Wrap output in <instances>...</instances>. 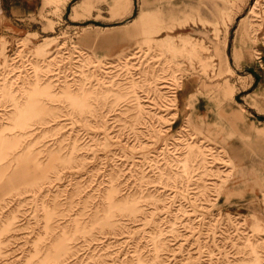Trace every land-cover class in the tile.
Returning a JSON list of instances; mask_svg holds the SVG:
<instances>
[{
  "label": "rangeland",
  "instance_id": "374dc122",
  "mask_svg": "<svg viewBox=\"0 0 264 264\" xmlns=\"http://www.w3.org/2000/svg\"><path fill=\"white\" fill-rule=\"evenodd\" d=\"M232 1L0 0V264H264V0Z\"/></svg>",
  "mask_w": 264,
  "mask_h": 264
},
{
  "label": "crops",
  "instance_id": "0c3cea01",
  "mask_svg": "<svg viewBox=\"0 0 264 264\" xmlns=\"http://www.w3.org/2000/svg\"><path fill=\"white\" fill-rule=\"evenodd\" d=\"M233 3H236V0H233L232 1ZM1 3L4 5V0H1ZM150 16L151 15H149L147 12H143L141 15H139L138 17H136L134 20H133V22L134 21H139V22H145V21H147L149 18H150ZM129 31H131V32H128V34L126 35L125 33V31L123 30V31H121V33L119 34V36L122 38V40L123 41H126L127 39H129L131 36H133V34H134V30H129ZM126 35V36H125ZM93 35L92 34H89L88 33V35L86 36V38L85 39H89V38H91ZM117 38V36L116 37H112V38H102V44H103V46H106V45H109V44H113V43H115L114 41V39H116ZM166 40H169V41H172L173 43H175L174 41H173V39L172 38H167ZM185 43L187 42L186 40L184 41Z\"/></svg>",
  "mask_w": 264,
  "mask_h": 264
},
{
  "label": "bare ground",
  "instance_id": "6f19581e",
  "mask_svg": "<svg viewBox=\"0 0 264 264\" xmlns=\"http://www.w3.org/2000/svg\"><path fill=\"white\" fill-rule=\"evenodd\" d=\"M247 28H248V27H247ZM247 28H246V29H247ZM246 29H245V31H246ZM245 31H243V34H244ZM30 94H31V93H30ZM30 94H29V95H30ZM0 175H2V173H0Z\"/></svg>",
  "mask_w": 264,
  "mask_h": 264
}]
</instances>
